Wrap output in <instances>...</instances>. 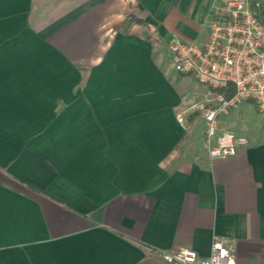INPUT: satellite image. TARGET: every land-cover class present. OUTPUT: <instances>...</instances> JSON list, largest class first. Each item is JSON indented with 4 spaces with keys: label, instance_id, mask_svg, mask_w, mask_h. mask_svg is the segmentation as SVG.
<instances>
[{
    "label": "crops",
    "instance_id": "crops-1",
    "mask_svg": "<svg viewBox=\"0 0 264 264\" xmlns=\"http://www.w3.org/2000/svg\"><path fill=\"white\" fill-rule=\"evenodd\" d=\"M129 1L147 26L121 29ZM223 2L0 0V264H168L216 240L264 264V113L229 111L246 143L209 160L161 56Z\"/></svg>",
    "mask_w": 264,
    "mask_h": 264
},
{
    "label": "built area",
    "instance_id": "built-area-1",
    "mask_svg": "<svg viewBox=\"0 0 264 264\" xmlns=\"http://www.w3.org/2000/svg\"><path fill=\"white\" fill-rule=\"evenodd\" d=\"M263 6L253 0H224L208 22L203 42L173 37L167 43L173 69L210 89L212 104L201 107L203 148L209 160L232 156L246 143L244 137L220 128L222 112L250 101L264 113ZM228 93L231 95L226 97ZM177 117L182 121L181 114ZM162 258L168 264H235L233 249L223 240L213 242L208 257L182 248L164 253Z\"/></svg>",
    "mask_w": 264,
    "mask_h": 264
},
{
    "label": "rangeland",
    "instance_id": "rangeland-1",
    "mask_svg": "<svg viewBox=\"0 0 264 264\" xmlns=\"http://www.w3.org/2000/svg\"><path fill=\"white\" fill-rule=\"evenodd\" d=\"M254 2L256 3H261V4H264V0H253ZM133 6H131L130 4V1H129V9H127L126 11H124L122 14H123V18H124V21L121 25V29L124 30V29H127L128 27H130L133 23L137 22L138 21V17H137V14H136V10L132 9ZM142 23V22H141ZM144 26H147L146 23H142ZM146 35L148 36H152V32L150 30H145L144 31ZM176 37V36H175ZM160 39V37H159ZM161 40V39H160ZM162 50V58L164 60V63L166 64L167 67L170 68V59H169V56H168V52H167V49L166 47L164 46V48L161 49ZM172 71L173 69L170 68ZM187 83H188V88H189V97L188 99L186 100V103H185V106H183L182 108H185L189 105L192 104V108H195L199 111V113L201 114L202 116V110H201V107L203 105H207V106H210L212 104V102L209 101L210 98H212V95L210 94V89H208L204 84L198 82L193 76H187ZM196 102V103H195ZM194 103V104H193ZM206 103V104H205ZM240 103H238L237 105H239ZM253 104V103H252ZM234 106L232 108H230L228 111H225V112H222L219 116V120H223V122L225 123H230L232 120L231 117L229 115H227V113L230 111V112H233L235 107ZM253 111L254 113H258L261 115L260 112H258L256 109H255V106H253ZM252 112L251 110L248 111L246 114L250 115ZM182 115V113H181ZM247 115V116H248ZM234 117L236 118L237 117V114L236 116L234 115ZM194 122V120H193ZM263 122L262 118L260 119V124ZM264 124V122H263ZM202 125H201V120L198 121V124H197V129L201 128Z\"/></svg>",
    "mask_w": 264,
    "mask_h": 264
},
{
    "label": "trees",
    "instance_id": "trees-1",
    "mask_svg": "<svg viewBox=\"0 0 264 264\" xmlns=\"http://www.w3.org/2000/svg\"><path fill=\"white\" fill-rule=\"evenodd\" d=\"M260 14H261V17H262V19H263V21H264V6H263V8L260 10ZM138 23H141V22H143L141 19H138V21H137ZM231 95V93H228V94H226V97H229Z\"/></svg>",
    "mask_w": 264,
    "mask_h": 264
}]
</instances>
